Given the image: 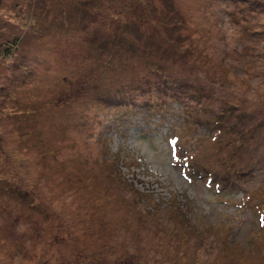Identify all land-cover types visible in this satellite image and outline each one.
Masks as SVG:
<instances>
[{
    "label": "rangeland",
    "instance_id": "374dc122",
    "mask_svg": "<svg viewBox=\"0 0 264 264\" xmlns=\"http://www.w3.org/2000/svg\"><path fill=\"white\" fill-rule=\"evenodd\" d=\"M0 264H264V0H0Z\"/></svg>",
    "mask_w": 264,
    "mask_h": 264
},
{
    "label": "trees",
    "instance_id": "16d2710c",
    "mask_svg": "<svg viewBox=\"0 0 264 264\" xmlns=\"http://www.w3.org/2000/svg\"><path fill=\"white\" fill-rule=\"evenodd\" d=\"M14 45H16V42L15 43H13ZM116 52V51H115ZM115 52H114V54H115ZM6 53H7V51H6ZM107 55H110V56H112L113 55V53H110V52H108L107 51ZM115 56V55H114ZM181 109H183V107H181ZM204 116V115H203ZM187 117H189L190 118V116L188 115V116H186L185 118H187ZM195 117H197V113H195V115L193 116V118H195ZM201 116H199L198 118H200ZM218 117H223V119L224 120H226L224 117V115H222L221 113H218L217 114V116H215V119H216V121L218 122V124H220V125H223V124H228V126H227V128L229 127V122L227 121V122H223L220 118H218ZM202 118H204V119H201V122L200 123H206V124H209L210 123V121L209 120H207V118H205V117H202ZM242 119L245 121L246 119H244V116L242 117ZM194 122H196V123H199L198 121H197V118H195V120L193 121V123ZM240 122H241V119H240ZM238 126H239V122H236L235 124H233V126H231L230 127V131L231 132H240V129L238 128ZM228 130V131H229ZM261 130H262V128H261V124H258L257 126H255V127H253V132H252V135L250 136V134H249V132H250V130H249V132L247 133L248 134V136L250 137L249 139H253L254 138V136H253V134H254V132H261ZM247 134L246 135H244V137L246 138V136H247ZM173 149H174V152H175V148L174 147H172ZM178 158H179V156H178V153L176 154V160H178ZM227 158V157H226ZM223 159H225V158H223ZM222 159V160H223ZM221 160V163H225L224 161H222ZM182 168H183V170H184V172H187V166L186 165H184V164H182ZM227 174V172H225L224 174H222V177L224 176V175H226ZM6 193V192H5ZM8 195V194H7ZM8 198V197H7ZM245 198H246V196H245Z\"/></svg>",
    "mask_w": 264,
    "mask_h": 264
}]
</instances>
